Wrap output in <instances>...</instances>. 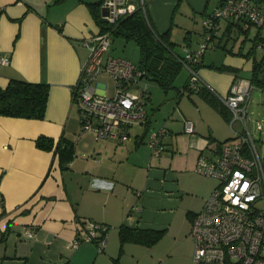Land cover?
I'll use <instances>...</instances> for the list:
<instances>
[{
  "label": "crops",
  "instance_id": "obj_1",
  "mask_svg": "<svg viewBox=\"0 0 264 264\" xmlns=\"http://www.w3.org/2000/svg\"><path fill=\"white\" fill-rule=\"evenodd\" d=\"M94 1L98 0H0V55L9 60L0 64V86L12 77L49 85L43 118L0 116V264H116L115 258L119 264H145L140 247L150 250L167 238L182 240L186 246L175 264H189L194 251L192 218L218 184L215 177L197 169L198 161L216 154L208 147L210 139L218 143L232 139L241 125L237 121L230 125L197 92L184 89L182 93L187 76L180 87L161 88L164 92L157 99L159 86L154 82V95L148 91L146 121L131 126L123 143L82 130L72 86L89 53L83 38L100 31L88 4ZM208 2L144 0V6L154 27L160 32L169 30L171 40L181 49L175 46V51L183 55L192 48L193 29L187 27L185 32L188 44L184 39L177 41V32L173 39L174 23L197 14L204 19L221 0L210 11ZM181 7L187 14L181 13ZM225 21L212 47L222 49L220 59L210 54L206 61L204 52L197 69L219 95H226L237 79L246 78L242 72L250 78L253 65L249 48L242 52L243 40L237 50L234 45L226 49L223 32L239 25ZM241 26L243 31L251 28ZM256 48L264 49V45L258 43ZM220 65L235 71H222L217 68ZM262 74L264 68L259 73L264 83ZM99 75L92 82L95 89L113 95L114 80L105 72ZM254 87L264 89L261 84ZM248 117L249 102L247 121ZM186 119L194 123L192 132L184 129ZM160 128L165 129L162 148L154 155L148 137ZM39 135L50 136L54 142L60 137L70 140L72 159L61 163L54 148L38 147ZM86 220L107 227L101 250L94 241L73 245L76 237L84 235ZM121 225L162 230L163 235L152 245L130 241L121 246ZM25 229L35 235L26 237ZM131 245H138L133 260L127 253Z\"/></svg>",
  "mask_w": 264,
  "mask_h": 264
},
{
  "label": "built area",
  "instance_id": "obj_2",
  "mask_svg": "<svg viewBox=\"0 0 264 264\" xmlns=\"http://www.w3.org/2000/svg\"><path fill=\"white\" fill-rule=\"evenodd\" d=\"M139 6L144 9V0H102L101 17L111 25ZM223 20L239 22L244 28L252 24L260 26L264 24V0H221L203 19L205 40L196 49H186L179 58L189 71L187 89L198 91L207 87L215 92L231 112L230 125L234 121L241 125L234 138L222 143L218 154L198 161L197 169L215 177L218 184L192 220L194 251L189 264H264V162L247 121L252 82L249 78H239L226 95H219L194 67L205 50L214 46ZM111 43L109 29L83 38L82 44L89 53L72 86V101L78 109L82 130H92L119 144L128 138L131 126L146 121L149 93L146 84L139 87L144 71L136 63L106 55ZM8 61L0 55V64ZM101 72L115 82L111 96L97 91L92 84ZM256 127L261 129V123L257 122ZM184 129L192 132L193 121L186 119ZM164 131L160 128L149 133L148 143L154 155L162 148L160 138ZM105 230L104 224L86 220L84 235L76 237L73 245L94 241L101 250L105 245L102 235ZM23 233L26 237L35 235L32 229Z\"/></svg>",
  "mask_w": 264,
  "mask_h": 264
},
{
  "label": "trees",
  "instance_id": "obj_3",
  "mask_svg": "<svg viewBox=\"0 0 264 264\" xmlns=\"http://www.w3.org/2000/svg\"><path fill=\"white\" fill-rule=\"evenodd\" d=\"M101 1L102 0L88 2L93 17L96 23L100 26L99 32L109 29L112 33V38L122 37L125 40H133L137 45L139 52L137 65L144 71V79L155 82L164 91L173 87L174 79L183 66L182 62L179 60V58L183 57V55L175 51L176 44L171 40L170 31H158L150 20L145 7L143 9L140 6L137 7L134 12L122 16L116 23L109 25L101 17ZM236 24L239 25V29L243 31L241 24L239 22ZM244 31L246 32V30ZM224 33L225 32H223V34ZM186 35L187 34H185L183 39L184 42L188 44V37ZM261 42H264V37L257 35L254 38L253 45L248 50V54L252 57L253 64L252 75L249 78L253 86L255 84L264 85V83L259 80V73L262 71V68H264V57H261L260 59L257 58L254 50L257 44ZM199 60L200 58L194 63V67L196 69H198ZM217 68L222 71H235L233 67L226 65H220L217 66ZM48 88V83L44 81H29L21 77L10 78L6 86H0V116H17L35 119L43 118L48 98ZM184 89H187V81L182 88V93L185 91ZM192 92H197L210 105L217 108L224 118L230 121V110L223 105V103L221 104L219 102L220 99L215 92L209 90L207 87H201L198 91ZM149 98L150 96H148V99ZM256 129L261 130L257 127ZM228 140L230 139H226L223 142ZM223 142L218 143L215 140L210 139L208 147L218 154ZM36 145L47 150L54 148V150L58 152L61 163L70 161L74 155L73 143L66 138L60 137L56 142H54V139L50 136L39 135L36 138ZM105 233L106 230L102 233V235L104 236ZM162 235V230L144 231L142 229H132L122 225L119 227V240L121 246L125 242L130 241L143 242L148 245H152L156 243ZM114 261L116 264H119L118 258H115Z\"/></svg>",
  "mask_w": 264,
  "mask_h": 264
},
{
  "label": "rangeland",
  "instance_id": "obj_4",
  "mask_svg": "<svg viewBox=\"0 0 264 264\" xmlns=\"http://www.w3.org/2000/svg\"><path fill=\"white\" fill-rule=\"evenodd\" d=\"M217 0H209L208 2V11L212 9V6L215 4ZM181 13L182 14H187L184 9L181 7ZM184 11V12H183ZM202 20L203 16H198L193 19L190 16L187 18H180V21H176L177 23H174V34H173V39L174 36L176 35L175 33L177 32V41H181L183 39V36L185 35V32L187 31V27L193 29L192 30V48L190 49H196L199 45L196 44L197 41H199V44L205 40V34L202 32ZM222 24V29L220 32H222L226 26V21L223 20L221 22ZM251 28L245 31H241L238 26L234 25L231 32H225L223 37V40H228L227 43H225L226 49L230 47V45H234L233 49L234 51L238 49L239 43L241 44V40L244 41V47L242 48V52H246L248 48H250L253 45L254 38L259 35L264 37V25L262 26H256V25H250ZM193 27V28H192ZM259 33V34H258ZM215 40V39H214ZM242 41V42H243ZM225 41H223L224 43ZM198 43V42H197ZM264 44V42H261ZM181 51L179 47L176 46V50ZM254 48V47H253ZM109 53L114 56H119V57H124L132 61L133 63L138 62V47L135 44L133 40H125L122 37H114L112 38V43L109 48ZM255 50V55L257 58L264 57V49H259V48H254ZM223 51L221 48L219 49H212V48H207L205 50V60L210 61V54L215 55V58L220 59L218 57L219 54H222ZM241 55V54H240ZM243 57V55H241ZM241 75L244 77L248 78V75L250 74L242 72ZM188 76V69L185 66H182L180 72L177 74L176 78L174 79L173 84L176 86H181L186 77ZM100 80L105 77L103 75L98 76ZM108 80V79H107ZM111 82L110 80H108ZM146 84L147 86V91H151L152 94L154 95L153 90L155 91L156 89H153V84H155L151 80H146L143 79L141 80L139 87H144ZM157 90V96L156 99L159 97V94H163L164 92L160 87H156ZM171 89H174L171 88ZM159 93V94H158ZM257 122L261 123V130H257L255 125ZM248 125L251 130V133L255 139V145L257 147V150L262 158V162H264V89L254 87L251 92H250V100H249V117H248ZM214 179V178H213ZM216 181V178L214 179V182ZM133 246L132 250H129L127 253L129 254V257L133 260L134 253L135 255L137 252V248L135 246L138 245H131ZM140 247V246H139ZM185 244L183 243L182 240L180 242L178 241H172L171 239H165L163 243H158L153 247V249L148 250L147 248L140 247L141 250L143 251V254L145 255L144 257V262L145 264H175L178 262V257L181 256L180 252L183 251V248H185Z\"/></svg>",
  "mask_w": 264,
  "mask_h": 264
},
{
  "label": "water",
  "instance_id": "obj_5",
  "mask_svg": "<svg viewBox=\"0 0 264 264\" xmlns=\"http://www.w3.org/2000/svg\"><path fill=\"white\" fill-rule=\"evenodd\" d=\"M261 78H264V74H262Z\"/></svg>",
  "mask_w": 264,
  "mask_h": 264
}]
</instances>
